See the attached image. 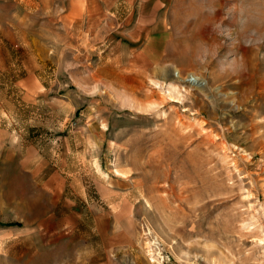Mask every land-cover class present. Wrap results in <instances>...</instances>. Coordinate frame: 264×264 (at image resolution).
I'll list each match as a JSON object with an SVG mask.
<instances>
[{"label": "rangeland", "instance_id": "rangeland-1", "mask_svg": "<svg viewBox=\"0 0 264 264\" xmlns=\"http://www.w3.org/2000/svg\"><path fill=\"white\" fill-rule=\"evenodd\" d=\"M0 264H264V0H0Z\"/></svg>", "mask_w": 264, "mask_h": 264}, {"label": "bare ground", "instance_id": "bare-ground-1", "mask_svg": "<svg viewBox=\"0 0 264 264\" xmlns=\"http://www.w3.org/2000/svg\"><path fill=\"white\" fill-rule=\"evenodd\" d=\"M178 76L182 79V77L180 76L179 73H178ZM188 78H189L188 80H189L192 84L198 85L199 87H202V86H203V83H200V82H199V78H198V76H195V75L191 74V75H189Z\"/></svg>", "mask_w": 264, "mask_h": 264}, {"label": "trees", "instance_id": "trees-1", "mask_svg": "<svg viewBox=\"0 0 264 264\" xmlns=\"http://www.w3.org/2000/svg\"><path fill=\"white\" fill-rule=\"evenodd\" d=\"M5 225H7V226H13V225H22V223L21 222H8V223H6Z\"/></svg>", "mask_w": 264, "mask_h": 264}]
</instances>
